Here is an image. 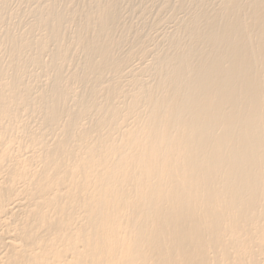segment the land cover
I'll list each match as a JSON object with an SVG mask.
<instances>
[{"label":"bare ground","instance_id":"6f19581e","mask_svg":"<svg viewBox=\"0 0 264 264\" xmlns=\"http://www.w3.org/2000/svg\"><path fill=\"white\" fill-rule=\"evenodd\" d=\"M217 2L131 71L129 100L109 84L81 103L59 78L32 92L0 60V264H264V0ZM102 8L82 42L102 59L93 86ZM61 24L23 42L29 62Z\"/></svg>","mask_w":264,"mask_h":264},{"label":"rangeland","instance_id":"374dc122","mask_svg":"<svg viewBox=\"0 0 264 264\" xmlns=\"http://www.w3.org/2000/svg\"><path fill=\"white\" fill-rule=\"evenodd\" d=\"M217 3V0H0L2 68H10V63L16 58L20 65H25L22 81L24 86L30 88L32 92L37 93L44 90L51 79L59 78L69 85L75 93H73L74 96L78 97L81 103L91 102L92 96H97L94 90L103 89L109 84L110 86L116 85V88L121 87L127 92L129 88L132 90L134 88L128 85L130 77L133 78L131 71L141 73L152 66L148 63H153L152 59L154 60L156 55L151 51L162 47L165 49V42L171 39L167 37L178 34L184 19L187 20L190 15L202 7L211 9ZM100 5L104 9L108 7L107 12L112 13L114 20L106 27V30H102L99 36V33L95 35L97 41L108 43L110 50V66L108 64V67L102 70L97 69L98 76L103 73V84H99L100 86L97 84L96 86L99 87L96 88L95 85L93 86L96 78L93 68L98 63L101 64L102 59L98 56L91 57L89 51L82 47V42L85 36L91 34V27L104 13ZM86 16H90L89 22H86ZM46 19H51L53 22L57 19L62 20V26H59L60 30L51 34L55 35V44L44 54L43 65L38 66L28 61L26 56L32 52L23 48L22 44L24 41L33 42L44 36L46 31L43 23ZM15 37L22 38V41L11 48L9 44ZM64 50L65 54H62ZM152 53L155 55L154 58H152ZM138 78L141 81L142 78L146 82L149 81V77L139 76ZM147 84L151 85V83ZM132 90L126 93L127 99ZM73 94L69 98L70 106L74 102L72 101ZM113 100L119 105L122 104V98L119 101L118 99ZM107 101L109 104H106ZM112 101L98 98L103 110L108 109L113 104L114 101ZM73 106L75 108L74 104ZM90 117L91 121L96 118L93 114ZM90 117L87 119L82 117L80 123L85 124L84 121L88 120L86 123L90 122L91 125ZM55 132L50 135L52 137L49 139L56 137L60 131ZM25 149L21 150L22 155L25 154ZM11 152L20 154L16 147Z\"/></svg>","mask_w":264,"mask_h":264}]
</instances>
